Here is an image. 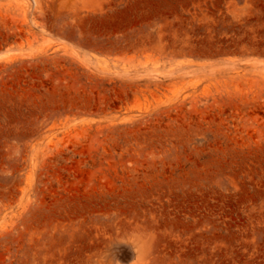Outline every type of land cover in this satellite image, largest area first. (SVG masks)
Returning <instances> with one entry per match:
<instances>
[{"label": "rangeland", "instance_id": "374dc122", "mask_svg": "<svg viewBox=\"0 0 264 264\" xmlns=\"http://www.w3.org/2000/svg\"><path fill=\"white\" fill-rule=\"evenodd\" d=\"M0 264H264V0H0Z\"/></svg>", "mask_w": 264, "mask_h": 264}]
</instances>
